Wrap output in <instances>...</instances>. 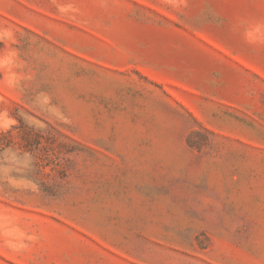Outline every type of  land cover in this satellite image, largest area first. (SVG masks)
Masks as SVG:
<instances>
[{"label":"rangeland","instance_id":"rangeland-1","mask_svg":"<svg viewBox=\"0 0 264 264\" xmlns=\"http://www.w3.org/2000/svg\"><path fill=\"white\" fill-rule=\"evenodd\" d=\"M0 264H264V0H0Z\"/></svg>","mask_w":264,"mask_h":264}]
</instances>
